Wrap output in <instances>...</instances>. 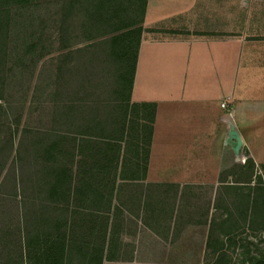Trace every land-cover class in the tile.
I'll return each instance as SVG.
<instances>
[{"label":"trees","instance_id":"trees-1","mask_svg":"<svg viewBox=\"0 0 264 264\" xmlns=\"http://www.w3.org/2000/svg\"><path fill=\"white\" fill-rule=\"evenodd\" d=\"M135 1L0 0V131L10 130L0 136V264H130L118 260L125 210L141 201L138 192H121L128 179L146 176L157 108L131 102L139 44L119 32H141L147 0ZM79 39L87 44L79 47ZM47 58L52 69L43 65L36 75ZM25 78L26 93L35 79V121L21 126V113L12 131L10 95ZM232 165L217 190L230 197L221 233L235 213L244 224L264 218L263 184L241 190L251 186L256 163L246 157ZM193 198L182 193L178 208L176 201L160 213L151 207L150 219L165 217L168 230L177 229L192 216Z\"/></svg>","mask_w":264,"mask_h":264},{"label":"crops","instance_id":"crops-1","mask_svg":"<svg viewBox=\"0 0 264 264\" xmlns=\"http://www.w3.org/2000/svg\"><path fill=\"white\" fill-rule=\"evenodd\" d=\"M139 26L119 32L139 44L131 102L157 107L146 176L128 179L121 192H138L140 207L135 200L125 210V227L135 228L155 227L149 210L165 211L167 189L187 198L214 190L238 162L226 144L231 125L240 155L264 165V0H147ZM190 221L185 216L179 226Z\"/></svg>","mask_w":264,"mask_h":264},{"label":"rangeland","instance_id":"rangeland-1","mask_svg":"<svg viewBox=\"0 0 264 264\" xmlns=\"http://www.w3.org/2000/svg\"><path fill=\"white\" fill-rule=\"evenodd\" d=\"M48 58L43 64L40 63L36 75L43 65L46 72L52 69ZM30 82L28 78L15 81V91L10 95L15 102L14 113L9 115V121L13 124L12 131L16 128L13 122L21 113H23L21 126L33 124L35 121V112L30 103L35 79L32 81L31 89L26 93ZM26 96L27 102L23 109L20 107L21 101ZM9 131L8 127L2 128L1 139L7 136ZM244 159L242 156L239 159L235 158L238 162ZM232 166L231 164L228 168ZM231 180L232 176L229 177V181ZM262 184L264 186V165L257 166L251 186H242L241 190L245 192L254 188L257 190ZM213 186V191L207 188L195 190L194 198L191 200L192 221L184 227L177 224V229L174 227L169 231L165 217L155 223V227L146 225L135 228L133 224H128L123 234V251L118 254V260L130 264H253L259 263V259L264 262V218L259 215L255 220L250 219L244 224L241 215L235 213L233 224L225 226L229 230L221 233L220 223L226 217L224 209L230 204V197L223 190L217 194V190L222 186L220 182ZM173 189H167L163 208H176V201L177 208L180 205L176 195L178 191ZM217 205L221 208H216Z\"/></svg>","mask_w":264,"mask_h":264},{"label":"water","instance_id":"water-1","mask_svg":"<svg viewBox=\"0 0 264 264\" xmlns=\"http://www.w3.org/2000/svg\"><path fill=\"white\" fill-rule=\"evenodd\" d=\"M226 144L230 146V149L232 153L234 154V157L236 159H239L241 156L240 152H241V147H242V140H241L239 133L237 132V130L235 129L233 125H231L230 127V131L228 134V138L226 140Z\"/></svg>","mask_w":264,"mask_h":264},{"label":"built area","instance_id":"built-area-1","mask_svg":"<svg viewBox=\"0 0 264 264\" xmlns=\"http://www.w3.org/2000/svg\"><path fill=\"white\" fill-rule=\"evenodd\" d=\"M221 106H222L223 108H225V107H226V102H223V103L221 104Z\"/></svg>","mask_w":264,"mask_h":264}]
</instances>
